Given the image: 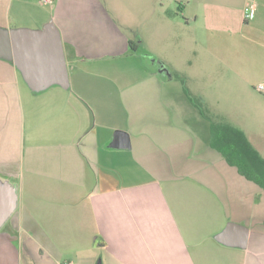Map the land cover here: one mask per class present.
Listing matches in <instances>:
<instances>
[{"label": "crops", "instance_id": "crops-1", "mask_svg": "<svg viewBox=\"0 0 264 264\" xmlns=\"http://www.w3.org/2000/svg\"><path fill=\"white\" fill-rule=\"evenodd\" d=\"M49 21L68 88L0 56V264H264V189L212 143L230 124L264 157V0H0L2 29Z\"/></svg>", "mask_w": 264, "mask_h": 264}, {"label": "water", "instance_id": "water-1", "mask_svg": "<svg viewBox=\"0 0 264 264\" xmlns=\"http://www.w3.org/2000/svg\"><path fill=\"white\" fill-rule=\"evenodd\" d=\"M0 56L12 60L35 91L46 89L53 84L69 87V72L62 37L53 21H49L40 29L0 28ZM160 65L161 72L167 71L161 63ZM111 146L130 147L129 133L121 129L116 130ZM17 206L16 187L9 182L0 184V228L15 212ZM247 236V227L231 222L220 232L217 239L228 245L245 247Z\"/></svg>", "mask_w": 264, "mask_h": 264}, {"label": "trees", "instance_id": "trees-1", "mask_svg": "<svg viewBox=\"0 0 264 264\" xmlns=\"http://www.w3.org/2000/svg\"><path fill=\"white\" fill-rule=\"evenodd\" d=\"M133 49L139 51L135 47ZM197 105L204 113L202 104ZM212 133L213 146L231 165L236 166L241 174L264 189V157L253 146L244 131L230 124H214Z\"/></svg>", "mask_w": 264, "mask_h": 264}, {"label": "built area", "instance_id": "built-area-1", "mask_svg": "<svg viewBox=\"0 0 264 264\" xmlns=\"http://www.w3.org/2000/svg\"><path fill=\"white\" fill-rule=\"evenodd\" d=\"M40 1H41V3H43V4H47V3H51V2H53V0H40ZM255 10H256V5H255V3H254V2H250V3L246 6V8H245V14H244L245 19H251V18H253V17L255 16ZM257 88H258V90H260L261 92L264 93V82L259 83V84L257 85ZM66 264H74V263H72V262H68V263H66Z\"/></svg>", "mask_w": 264, "mask_h": 264}, {"label": "rangeland", "instance_id": "rangeland-1", "mask_svg": "<svg viewBox=\"0 0 264 264\" xmlns=\"http://www.w3.org/2000/svg\"><path fill=\"white\" fill-rule=\"evenodd\" d=\"M133 1L138 2V0H130L131 3H132ZM179 1H180V0H179ZM184 1L187 2V0H184ZM180 16H181L182 19H184V18L186 19V17H187L186 15L184 16L183 14L180 15ZM144 52H145V51L143 50V48H142V46H141V47L139 48L138 53H139L140 56L142 55V57L145 58V56H144ZM258 84H259V83H257V85H258ZM257 85H256V86H257Z\"/></svg>", "mask_w": 264, "mask_h": 264}]
</instances>
